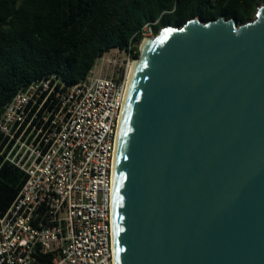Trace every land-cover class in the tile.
<instances>
[{"label":"water","instance_id":"95a60500","mask_svg":"<svg viewBox=\"0 0 264 264\" xmlns=\"http://www.w3.org/2000/svg\"><path fill=\"white\" fill-rule=\"evenodd\" d=\"M114 176L115 264H264V4L141 49Z\"/></svg>","mask_w":264,"mask_h":264},{"label":"built area","instance_id":"2783aa9c","mask_svg":"<svg viewBox=\"0 0 264 264\" xmlns=\"http://www.w3.org/2000/svg\"><path fill=\"white\" fill-rule=\"evenodd\" d=\"M99 58L87 78L32 81L0 114V156L25 174L0 211V264H115L113 199L129 76L145 39ZM107 63V64H105ZM116 71L106 74L107 65Z\"/></svg>","mask_w":264,"mask_h":264},{"label":"trees","instance_id":"16d2710c","mask_svg":"<svg viewBox=\"0 0 264 264\" xmlns=\"http://www.w3.org/2000/svg\"><path fill=\"white\" fill-rule=\"evenodd\" d=\"M264 0H0V114L32 81L56 73L68 84L84 81L114 48L141 41L198 18L252 21ZM140 52L136 58L139 59ZM2 136L0 134V143ZM0 156V211L15 200L25 174Z\"/></svg>","mask_w":264,"mask_h":264},{"label":"bare ground","instance_id":"6f19581e","mask_svg":"<svg viewBox=\"0 0 264 264\" xmlns=\"http://www.w3.org/2000/svg\"><path fill=\"white\" fill-rule=\"evenodd\" d=\"M147 43H148V39H145L144 42H143V45H142V50H144L146 48ZM138 64H139L138 61L134 63L133 68H132V71H131L130 76H129V91H128V96H129V93H130V89H131L132 81H133V78H134V74H135V72H136V70L138 68ZM126 104H127V101H126ZM126 104H125L124 111H123V115H122L121 122H120V129H119V135H118L119 136L118 137V145H119L120 133H121V128H122V123H123V118H124Z\"/></svg>","mask_w":264,"mask_h":264},{"label":"rangeland","instance_id":"374dc122","mask_svg":"<svg viewBox=\"0 0 264 264\" xmlns=\"http://www.w3.org/2000/svg\"><path fill=\"white\" fill-rule=\"evenodd\" d=\"M155 36L156 35L151 36L150 39L155 37ZM105 64H107V63H105ZM107 66H108V69L105 71L106 74H110L111 72L117 70V67H114V64H110V65H107Z\"/></svg>","mask_w":264,"mask_h":264}]
</instances>
